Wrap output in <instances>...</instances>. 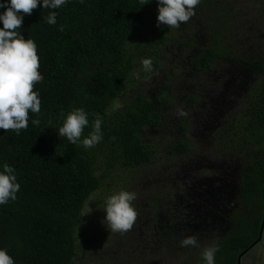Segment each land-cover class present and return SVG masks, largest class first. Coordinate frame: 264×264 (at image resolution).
I'll return each mask as SVG.
<instances>
[{
	"label": "trees",
	"instance_id": "1",
	"mask_svg": "<svg viewBox=\"0 0 264 264\" xmlns=\"http://www.w3.org/2000/svg\"><path fill=\"white\" fill-rule=\"evenodd\" d=\"M249 8L260 23L244 20ZM48 11L38 4L20 28L37 45L40 111H29L19 135L0 129V164L20 184L0 205V248L15 264H138L154 255L203 264V247L218 245L215 264H237L264 214V0H200L177 29L155 27V0H68L53 25ZM147 57L150 73L140 65ZM241 71L250 77L236 95L229 89L242 86ZM74 107L89 113L82 136L102 118L93 148L57 135L61 110ZM196 133L205 153L160 187L149 177L158 162L187 159ZM120 189L136 193L124 233L108 228L103 211ZM187 236L200 247H181Z\"/></svg>",
	"mask_w": 264,
	"mask_h": 264
},
{
	"label": "clouds",
	"instance_id": "2",
	"mask_svg": "<svg viewBox=\"0 0 264 264\" xmlns=\"http://www.w3.org/2000/svg\"><path fill=\"white\" fill-rule=\"evenodd\" d=\"M67 2L68 0H0V129L5 132L12 130L19 135L22 129L28 127L29 111H40L39 91L32 90L34 82L42 78L38 72L37 45L33 39H25L20 32L23 18L25 14H31L39 4L41 9L49 10L44 18L45 22L49 25L56 24L58 13L55 10ZM151 2L152 0H139L141 6ZM199 3L200 0H155V27L179 28L181 23L187 22L195 14V7ZM58 30L63 31L64 25H59ZM140 65L145 73L153 71L151 57L141 58ZM134 75L137 79L140 78L139 73ZM179 115L184 113L181 111ZM61 116L62 122L56 131L67 142L89 149L102 141V118L99 114L92 120L91 131L86 136H82V133L89 126V113L83 107H74L67 113L61 110ZM31 124L37 126L40 120L33 118ZM19 188L14 168L7 163L0 164V205L14 201ZM135 199L134 191L124 189L105 197L104 221L113 232L124 233L132 228L137 217L132 204ZM179 243L181 247H200L195 236H187ZM218 250V245L203 247L200 253L203 264H215ZM0 264H15L7 248H0Z\"/></svg>",
	"mask_w": 264,
	"mask_h": 264
},
{
	"label": "rangeland",
	"instance_id": "3",
	"mask_svg": "<svg viewBox=\"0 0 264 264\" xmlns=\"http://www.w3.org/2000/svg\"><path fill=\"white\" fill-rule=\"evenodd\" d=\"M246 16H247V18L245 17L244 20L247 21L248 23H250L249 20H252L253 24L260 23V18L261 17L260 16L258 17V15L256 16L255 14H253V11L250 8L248 9V11L246 13ZM173 56H175V55H173ZM179 57L180 56H177L175 60H177L178 63H182V61L179 60ZM170 68H171V64L169 66H166L165 70L168 71ZM175 70H176L175 72L178 71L177 69H175ZM209 74H211V73H209ZM157 77L158 78H155L153 81H150V86H149L150 90L155 89L156 86L161 82V78L159 76H157ZM210 81H211L210 77L204 79V83H205V87L206 88H208V86L211 85ZM186 84L189 86L191 83L189 81ZM175 96H177L176 99H178V98L181 97V94L176 93ZM192 121H193V119L190 120V124H192ZM192 131H193V129L190 130L189 133L191 134ZM190 134L188 136H190ZM149 136H151V135H149ZM154 136H159V135H157V133H155ZM152 137L153 136H151V138ZM205 140L206 139H204L203 136H202V139H201V135L199 133L198 134L196 133V136H193V138L191 140L192 145L195 147V149L192 151L191 154H189L187 159H185V160L179 159V160H176V161H174V160L166 161L164 158H162L161 159L162 161L158 162V166L159 167L156 170V172L153 175L151 174L149 177L159 181V182H157V184L160 187H162L163 185L165 187L168 186V185H172L179 178V175H181V170H179L178 167L184 168V166H185L186 168H191L192 165H194V162L197 160L196 156H200V157L203 156V154L205 153V150L203 149V144H207V142ZM192 155H194V156H192ZM175 167H176V169H175ZM177 170H178V172H177ZM206 176H208V175L206 174ZM138 201L145 202L146 198H141ZM88 214H89V212L87 213V215ZM175 259L177 260V259H181V258H175ZM176 260L173 261L169 257L165 259L164 257H162V255H156V256L154 255V256L149 257V258L140 259V262H138V264H140V263L142 264V262L145 263V264H181L183 262V259L179 260L180 262H176Z\"/></svg>",
	"mask_w": 264,
	"mask_h": 264
},
{
	"label": "crops",
	"instance_id": "4",
	"mask_svg": "<svg viewBox=\"0 0 264 264\" xmlns=\"http://www.w3.org/2000/svg\"><path fill=\"white\" fill-rule=\"evenodd\" d=\"M241 264H264V232L262 240L242 255Z\"/></svg>",
	"mask_w": 264,
	"mask_h": 264
},
{
	"label": "flooded vegetation",
	"instance_id": "5",
	"mask_svg": "<svg viewBox=\"0 0 264 264\" xmlns=\"http://www.w3.org/2000/svg\"><path fill=\"white\" fill-rule=\"evenodd\" d=\"M250 76L249 75H247V72H245V71H241V77H240V79H241V83H242V86L239 88V87H237L238 85H236L237 83L236 82H234L233 83V85H232V87H231V89H229V90H231V93H234V94H236L237 95V92H239V91H243V89H244V82H242V80H244L245 81V79H248ZM227 88V87H226ZM226 88H225V91H228V88H227V90H226ZM205 90V89H204ZM231 101H232V99L230 100H228V106L229 107H227V108H229V110L232 108L231 106ZM204 137V136H203Z\"/></svg>",
	"mask_w": 264,
	"mask_h": 264
},
{
	"label": "water",
	"instance_id": "6",
	"mask_svg": "<svg viewBox=\"0 0 264 264\" xmlns=\"http://www.w3.org/2000/svg\"><path fill=\"white\" fill-rule=\"evenodd\" d=\"M264 232V214H263V219H262V223H261V227H260V231H259V238L258 240L251 246L253 247L254 245H256L258 242H260L262 240V235ZM251 247H249L246 251H244L239 257H238V262L237 264H241V258L242 255L245 254Z\"/></svg>",
	"mask_w": 264,
	"mask_h": 264
}]
</instances>
